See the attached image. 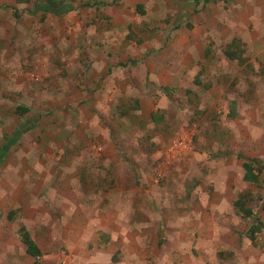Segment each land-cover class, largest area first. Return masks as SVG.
<instances>
[{
  "label": "rangeland",
  "instance_id": "rangeland-1",
  "mask_svg": "<svg viewBox=\"0 0 264 264\" xmlns=\"http://www.w3.org/2000/svg\"><path fill=\"white\" fill-rule=\"evenodd\" d=\"M112 2L0 0V31H15L0 88L31 111L0 118V144L27 135L0 164V235L29 224L41 264H110L98 236L114 264H264V228L246 238L264 223V0ZM42 3L77 10L31 14ZM234 39L240 59L224 53ZM185 135L187 155L168 160ZM245 160L262 163L259 184ZM22 246L0 244V264H34Z\"/></svg>",
  "mask_w": 264,
  "mask_h": 264
},
{
  "label": "trees",
  "instance_id": "trees-1",
  "mask_svg": "<svg viewBox=\"0 0 264 264\" xmlns=\"http://www.w3.org/2000/svg\"><path fill=\"white\" fill-rule=\"evenodd\" d=\"M20 1H29V0H20ZM75 0H72L74 2ZM120 0H113L111 3L112 6H117L119 5ZM107 4L104 2H87L83 7H94V6H106ZM14 9V8H13ZM15 10V9H14ZM77 10V7L74 4H65L62 3L61 5H52L50 3H42L36 6L31 14L35 13H45V14H52L55 17H62L64 15H67L71 12H74ZM15 18L17 20H20V15L17 10H15ZM242 42L234 39L233 42L227 46L225 49V55L228 56L229 58H237L240 59V47H242ZM135 64V62H132ZM121 66L124 67V64ZM16 112L21 115L22 117L30 112V109L28 107L20 105L18 108H16ZM20 134H25V131H22ZM17 136L16 138L10 140L5 146L0 148V164L4 161V158L6 157L7 153L11 149L13 145L17 143V141L20 138V135ZM262 165L261 162L254 161V160H245L244 161V179L251 183V184H259L260 183V172L257 170V166ZM258 171V174H257ZM236 207L245 213L246 218H252L254 217L253 211L250 209L244 210V207H242V202L236 203ZM15 213L16 211H11L8 214V219L10 221H15ZM264 228V223L260 218H255L253 224L248 228L246 232V238H248L250 241L255 242L257 240L258 234L262 232ZM20 236L22 238V243L26 247V253L34 258L35 262L34 264H41L40 260L42 258V252L39 249L38 245L36 242L33 240L31 237L29 231L26 229V227H21L19 230Z\"/></svg>",
  "mask_w": 264,
  "mask_h": 264
},
{
  "label": "crops",
  "instance_id": "crops-1",
  "mask_svg": "<svg viewBox=\"0 0 264 264\" xmlns=\"http://www.w3.org/2000/svg\"><path fill=\"white\" fill-rule=\"evenodd\" d=\"M255 7H257V4L255 5ZM4 21H1V23H0V26H2V27H4L5 29H8V27H7V22H8V20L6 19V18H4L3 19ZM5 22V23H4ZM11 28H14V26H12ZM16 29H18V28H16ZM4 31H6V30H4ZM4 31H0V39L2 40V39H4V40H6L7 42H10L11 41V39H13V37H14V33H15V31L13 30L10 34H8V33H6V34H3L2 32H4ZM0 40V41H1ZM1 52H3V50L2 51H0V53ZM2 56V59H3V57H5L6 55H1ZM12 57H14L13 55H12ZM12 61V60H11ZM2 63L4 64V62L2 61ZM6 63H7V61H6ZM17 63V62H16ZM1 77H3L4 79H6V75L4 74V75H1ZM3 90L1 91V88H0V118H2L3 120H4V118H9V119H11V120H14V119H17L18 117L20 118V117H22V116H20L17 112H16V108H18L20 105H22V101L21 100H19L20 98H19V91H17V89H13L12 90V92L11 91H8L6 88H2ZM165 99V98H164ZM22 106H24V105H22ZM25 107H27V106H25ZM29 108V107H28ZM30 109V108H29ZM157 110V109H156ZM31 112V111H30ZM27 114H29V113H27ZM141 116H142V119H145L146 120V122L147 121H149V116L151 117V119H154L155 118V116H154V114H153V116H152V114H150V112H148V111H146V112H144V110H142V113H141ZM4 117V118H3ZM43 117V116H42ZM1 119V120H2ZM6 120V119H5ZM29 122H31V121H29ZM19 132H16V134H12V135H10L9 137H7L6 139H5V141L3 142V143H1L0 144V147H3V146H5L10 140H12V139H14V138H16L17 136H19ZM21 136H20V138H19V140L17 141V143L15 144V145H13L12 147H11V149L9 150V152L7 153V155H6V157L4 158V161L1 163V165H2V167L5 169L6 168V163H10V162H12V159H11V157H10V155L11 154H13L14 153V158L15 159H17L18 161H19V159H22V156H20L17 152H16V149H17V147L19 146V144L20 143H22L23 141H25L26 140V138H27V135H24V134H20ZM61 146V145H60ZM63 146H61L60 148H62ZM77 148H75V146L74 147H70V149H69V151H72V153L74 154V155H72L70 158L72 159V158H76V155L79 153V150H78V146H76ZM107 149H109V151L107 150ZM32 153L34 152V150L33 151H31ZM102 152H103V150H102ZM114 151L113 150H111L108 146H105V157H107V154L108 153H110V155H112V153H113ZM31 154V153H30ZM20 157V158H19ZM106 159V162L105 163H107V164H105V165H109V166H111L112 165V167L113 166H115V164L118 162V156H117V153L115 152V155L112 157H108V158H105ZM55 162V161H54ZM56 163V162H55ZM104 163V162H103ZM15 166V167H14ZM13 167L14 168H16L17 167V165L15 164ZM8 167H11V166H8ZM71 167V166H70ZM67 184H69V183H67ZM71 197H72V199L74 198V200H76L75 199V194H71ZM111 216H115V215H111ZM117 217H119V215H117ZM101 226H103V225H101ZM21 227H26V229L29 231V233H30V235H31V237L33 238V240L36 242V244L38 245V247H39V249L41 250V252H42V257H43V248H42V245H41V243L39 242V240L36 238V237H34L33 235V229H31V226H29V224H27V223H25L24 225H21ZM20 227V228H21ZM20 228H19V230H20ZM19 230H18V232L16 231V233H9V235L7 236V234H1L0 235V244H22L23 246H22V250H23V252H24V254L26 255V256H28V257H31V256H29L27 253H26V247L24 246V244L22 243V238H21V236H20V233H19ZM102 230V229H101ZM49 232V231H48ZM98 238V242H99V244H97V245H100V247L103 249V250H101L100 252L102 253L101 254V257L103 258V259H105L107 262H109L110 264H114L115 263V261H117V258H115L114 259V257L115 256H113V254H114V252L112 251V250H106L104 247H102V244H103V241H102V239H101V237L100 236H98L97 237ZM5 239H8L6 242H3V240H5ZM10 239V240H9ZM73 240V242H75V243H79V244H84L85 242H87L88 240H87V237H86V235L84 234V233H80L79 234V236L77 237L76 236V239L74 238V239H72ZM107 240V239H106ZM105 241V240H104ZM104 245H106V244H104ZM32 258V257H31Z\"/></svg>",
  "mask_w": 264,
  "mask_h": 264
},
{
  "label": "built area",
  "instance_id": "built-area-1",
  "mask_svg": "<svg viewBox=\"0 0 264 264\" xmlns=\"http://www.w3.org/2000/svg\"><path fill=\"white\" fill-rule=\"evenodd\" d=\"M191 136L185 135L183 138L173 142L167 150L168 160H180L190 150Z\"/></svg>",
  "mask_w": 264,
  "mask_h": 264
}]
</instances>
